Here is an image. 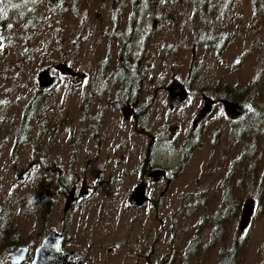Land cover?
I'll list each match as a JSON object with an SVG mask.
<instances>
[{
    "label": "rangeland",
    "instance_id": "1",
    "mask_svg": "<svg viewBox=\"0 0 264 264\" xmlns=\"http://www.w3.org/2000/svg\"><path fill=\"white\" fill-rule=\"evenodd\" d=\"M33 1L50 5L48 0ZM62 1L59 13L52 12V5L45 10V16L52 12L53 19L31 44L21 40L24 52L32 56L3 58L0 50V228L7 229L0 248L28 247L31 262L41 238L54 229L62 233L70 213L67 247L79 251L87 264H219L225 251L218 242L221 239L227 248L232 240L242 241L236 264H264V129L257 138L248 136L247 143L237 141L232 135L235 118L228 116L221 101H232L230 88L258 92L259 107L264 110V14H257L256 0H222V9L208 24L218 26L229 44L215 52L195 46L192 28L199 27L200 14H194L189 0L171 9L160 3L143 26L144 39H150L144 55L147 85L142 101L151 105L149 113L143 111L153 128L166 130L155 159L169 173L175 169L173 181L167 190V180L150 185L151 200L145 207L130 204L132 189L141 181L138 162L144 155L139 156L151 141L132 134L136 146L131 163L121 166L108 160V171L118 172L123 184H101L82 205L67 212L70 186L74 181L81 185L78 176L89 171L95 180L104 170L99 131L129 134V123L120 110L105 112L104 118L113 122L103 124L104 103L111 100L103 99L94 86L107 69L117 67L120 49L113 34L118 28L127 30L133 0ZM194 61L200 73L187 89L185 81ZM63 63L87 73L89 79L75 84L72 76L63 75L43 100L29 142L17 147L25 105L41 91L39 73ZM173 84L184 85L189 97L186 104L171 110L168 87ZM119 88L113 85L112 93ZM205 97L214 102V111L194 128ZM243 103L253 107L252 102ZM252 113L261 112L253 107L248 115ZM188 135L199 145L182 160V141ZM249 148L254 149L251 159ZM30 165L33 169L19 184ZM65 176L72 184L63 188L60 181ZM216 184L221 188L216 190ZM198 192L199 206L184 201ZM228 192L239 209L229 211L218 231L219 240L212 244L211 218L228 207ZM249 204L250 223L242 230Z\"/></svg>",
    "mask_w": 264,
    "mask_h": 264
},
{
    "label": "flooded vegetation",
    "instance_id": "2",
    "mask_svg": "<svg viewBox=\"0 0 264 264\" xmlns=\"http://www.w3.org/2000/svg\"><path fill=\"white\" fill-rule=\"evenodd\" d=\"M48 2L52 6L47 5L44 2L40 3L38 1H33V0H5L4 4L0 5V10H1L0 12L1 57L21 60L25 56L26 57L32 56V52H24V46L21 40H24L25 44H31V42L35 40V37L40 33V30L47 27L44 25L48 23V20L53 19V13H59L64 8V3L62 0H48ZM48 6L51 7V10L53 13L51 12L48 14V16H45V10H47ZM33 34L34 36H31ZM58 65H56L54 69L52 68H49V69L51 70L52 76L59 77L61 81V77H63V75L60 74V72L56 70V67ZM118 65H119V62L117 64V67L114 70L109 71L110 69H107L104 76L100 77L99 79L97 78L94 88L101 92L103 99H105L107 96L111 100V102L104 103L105 106L103 109V124L104 123L111 124L113 122L109 119L104 118L105 112L113 108L116 110H120L123 113L125 122L129 123V134L126 133V130L120 131L124 134H121L119 130H116V129H106V130L99 131L98 138H99V144L101 146L100 154L102 158L105 160L103 162L104 170L103 171L101 169L99 170V172L96 174L95 180L93 179L89 171H87L82 178L78 176V178L81 179L80 186L75 185L76 183L75 181L72 184L71 179L67 178L66 176L61 179L60 185L63 188L69 183L70 185L72 184L70 186L71 192L66 197V202H65L66 212L69 210L72 211L77 206L82 205L88 199V197L100 187L101 184L109 185L110 182L111 184H114V185L123 184V182H120L121 181L119 178L120 174L118 172L108 171V169L111 168L110 167L111 163L108 160L114 159L115 163L121 166H127L128 164L131 163L130 158L132 157L134 150H135V146H136L135 137L132 136V134L134 135L139 134L151 140L147 144V149L145 146L146 153L144 149L141 151V155L139 156V158H142V156L144 155L143 161H142L143 163L141 161L138 162L140 163V166L142 165L140 169V173H139V178H140L139 180L141 181L139 184L134 185L132 192H134L138 188L146 186L147 190L149 191V197H150V191L152 190L150 188V185L154 187L156 184L160 183L162 180H167V186H166V190H167L171 182L173 181V177L175 176V169H171L169 173L168 169L158 164L155 159V155L157 154L159 148L163 144V140L165 139L164 135L166 133V130L163 127L153 128L151 121L149 119V115H148V113L150 112L151 105L149 104V102L142 101L145 96V91H146L145 86L147 85L145 73L144 74L141 73L138 75V72L135 69H132L133 63L131 62L129 64V67L132 70L130 72V76L128 77L123 72H121ZM40 74L41 73H39L38 75L39 86H40V80H39ZM80 74L83 76L82 81H87L89 79V75L87 73H83V74L80 73ZM121 75H123V77H121ZM113 85L120 87L116 94L112 93ZM55 88L48 89L45 93H42L41 91L37 92L34 98L42 94V95H45L44 96V100H45V98L47 97V94L50 91L54 90ZM122 94L126 95L125 99L120 97V95ZM126 100H128L129 102H127ZM221 101H223V99ZM212 103L214 104V102ZM29 104L30 102L27 103L26 105L28 106ZM203 107L195 115V118L199 114V112L203 109ZM144 109H146L148 113L146 111H143ZM174 109H171V110H174ZM41 113H42V106H41V109L37 112V115H41ZM23 117H24V113H23ZM240 119H235V121L240 120ZM88 133L89 131L86 130L87 136H88ZM154 133H157V134H154ZM108 137L111 138V141L107 140ZM112 139H116V141H113ZM182 142H183V145H182V160H183L184 156H187V154H191L189 152L192 151L193 148H195L194 145L196 144V142L194 138L189 135ZM27 169L23 170V173ZM93 180L95 181L94 183H93ZM217 188L220 189L221 186H218V184H216V190ZM200 190H205V187L200 188ZM82 194H85V196L81 203L75 205L74 207H70L69 209L66 208L67 202L69 199H72V197H75V199H78ZM200 195L201 193L198 192L196 195H193L192 198H189V199L184 198V201H189V203H191L193 206H199ZM226 196L228 197L226 203H232L229 192L227 193ZM150 200H151V197H150ZM129 202H130V198H129ZM69 214L66 215L67 222H66L65 230L62 233H58L57 230L54 229L57 232V234L62 236V240L60 244L61 251L63 253L72 252L73 256L71 257V260H75L76 262H78L83 259L84 263L87 264L86 258L79 257V251L73 250L67 247V240L69 239L68 234H67V229L68 230L70 229V223L68 221ZM1 218L2 217L0 215V221H1ZM5 235H7V229L5 226L2 225V227L0 228V239L4 240ZM46 236L41 238L42 239L41 243L36 247V250L42 244ZM211 238H212L211 239L212 244H215L218 241L215 232H213V234L211 235ZM214 239L217 241L214 242ZM240 242L241 244H240V247L238 248V251L241 250L242 245H243L242 241ZM20 248H26V247L20 246L11 251L0 248V264H14L12 261L8 260V255L10 253L16 252ZM191 249L192 248H190V250ZM230 249L231 248H227L224 252L226 253ZM27 250L28 252L26 254L25 260L19 264H33L35 254H34V257L32 258V261L29 262V260H31L30 249L27 247ZM36 250H35V253H36ZM235 250L237 252V249ZM224 252L221 254L222 260L219 262V264L222 263V261H224ZM195 255H196V252H195Z\"/></svg>",
    "mask_w": 264,
    "mask_h": 264
},
{
    "label": "trees",
    "instance_id": "3",
    "mask_svg": "<svg viewBox=\"0 0 264 264\" xmlns=\"http://www.w3.org/2000/svg\"><path fill=\"white\" fill-rule=\"evenodd\" d=\"M184 0H133L132 1V11L129 20L126 22V26H128L126 31L118 28L113 37L117 40L118 48L120 49V59L119 65L121 72H123L126 76H130V72L132 69H135L139 74L145 73L144 67V55L145 48L149 43V39H144L143 34L145 33L143 30V26H147L149 21V16L153 14V11L160 6V3H163L166 9H171L176 7V5ZM192 4V8L194 14H200V24L199 27L192 28V32L195 34V46L199 48H204L207 51H223L227 48L229 44V38L224 36V34L220 33L218 30V26L209 25L208 22L212 19L213 14L219 13L222 9V0H189ZM256 12L257 14H264V0H256L255 2ZM148 26H157L154 23H150ZM198 29L200 31H198ZM139 36H142V39L139 40ZM136 52V53H135ZM133 63L132 69H130L129 64ZM200 69L197 66V61H194L191 67L190 74L188 75L185 85L187 89H191V84L195 81V78L199 76ZM123 77V75H121ZM138 86V85H137ZM229 94L228 98L234 102H252L253 107L256 110H259L261 113L258 115L253 113L247 115L246 117L240 120H233V130L232 135L239 142L247 143V137H255L257 138L261 131L264 129V110L262 111L259 107L258 102V92H249V91H240L238 89H227ZM242 93H247L248 97L241 96ZM45 95H38V97L32 99L30 104L25 106L24 108V120L22 125L17 131V147L23 146L29 142V134L34 130V120H38L41 115H37V112L41 109L43 100ZM121 98H126V95H120ZM258 134V135H256ZM197 142L194 147L198 146ZM194 150V148H193ZM190 151V152H193ZM254 149H247V155L249 158H252V153ZM190 196V195H188ZM185 199H189L186 198ZM227 208H220V211H217L216 215L212 216L211 222L214 227V232H218L221 229V225L223 221L228 219L229 211L232 212L239 209V205L234 203H228ZM178 210L177 213H179ZM176 231V230H175ZM221 232L216 233L217 240H219ZM217 240L214 239V242ZM220 244L224 246V250L227 249L225 246V242L221 239L218 241ZM241 242L238 239L232 240V247L226 253L224 252V261L220 264H236L237 257L240 253L238 248L240 247ZM237 249V252L236 250ZM188 255V253H187Z\"/></svg>",
    "mask_w": 264,
    "mask_h": 264
},
{
    "label": "water",
    "instance_id": "4",
    "mask_svg": "<svg viewBox=\"0 0 264 264\" xmlns=\"http://www.w3.org/2000/svg\"><path fill=\"white\" fill-rule=\"evenodd\" d=\"M56 70L59 71L62 75L72 76L73 82L75 84L82 81L83 76L79 72H76L68 67L66 64L58 65L56 67ZM39 80L42 93H45L48 89L55 88L60 82L59 77L52 76L51 70L43 71L40 74ZM168 91L171 109L187 103L188 91L184 85L173 84L168 87ZM223 104L228 116L235 119H240L253 111V107H251V105L247 103H237L223 100ZM213 111L214 104L209 98L205 97V105L194 119L193 127L197 128L203 121L210 117ZM31 170L32 167L30 166L26 171H24V173L18 179L19 184H21L23 180L29 175ZM84 196L85 194H82L78 199L72 197V199L68 200L66 208L69 209L70 207H74L75 205L81 203L84 199ZM149 201V191L147 190L146 186L138 188L137 190L132 192L130 196V203L140 209L145 207L149 203ZM250 207L251 205L249 204L244 210L242 221L240 224V229L242 230H244L250 223ZM61 240L62 236L57 234L55 230L50 231L43 240L42 244L37 248L33 264H85L83 259L78 262H76L75 260H71V257L73 256L72 252L63 253L60 248ZM27 252V248H20L16 252L10 253L8 255V260L12 261L14 264L22 263L26 258Z\"/></svg>",
    "mask_w": 264,
    "mask_h": 264
},
{
    "label": "snow or ice",
    "instance_id": "5",
    "mask_svg": "<svg viewBox=\"0 0 264 264\" xmlns=\"http://www.w3.org/2000/svg\"><path fill=\"white\" fill-rule=\"evenodd\" d=\"M5 0H0V5L4 4ZM239 62V61H237Z\"/></svg>",
    "mask_w": 264,
    "mask_h": 264
}]
</instances>
